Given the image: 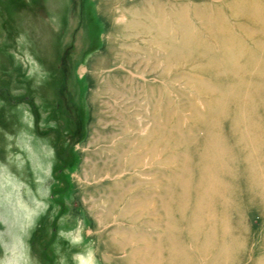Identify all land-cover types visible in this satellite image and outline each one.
<instances>
[{
	"label": "rangeland",
	"instance_id": "374dc122",
	"mask_svg": "<svg viewBox=\"0 0 264 264\" xmlns=\"http://www.w3.org/2000/svg\"><path fill=\"white\" fill-rule=\"evenodd\" d=\"M121 1L134 0H0V264H117L98 230H106L104 243H112L125 220L101 197L112 192V180L97 184L93 173L105 162L116 168L122 146L133 142L129 137L152 126L144 94L130 96L127 77L144 57L147 71L140 72L153 80L151 66L158 60L154 48L148 54L123 45ZM195 1L203 9L209 0ZM259 3L264 10V0ZM197 31L190 49L203 51L198 41L208 33ZM213 50L224 52L220 46ZM177 68L166 76V99L175 100L166 107L177 104L182 115L189 114L187 97L195 87L187 75L194 70L188 63ZM172 121L167 110L168 133ZM113 143L117 151H111ZM165 165L172 168V162ZM116 174L113 191L122 193L131 180L121 170ZM105 213L110 221L103 220ZM245 221L255 256L264 252L254 242L264 228V211L248 207ZM140 226L156 228L150 221Z\"/></svg>",
	"mask_w": 264,
	"mask_h": 264
},
{
	"label": "bare ground",
	"instance_id": "6f19581e",
	"mask_svg": "<svg viewBox=\"0 0 264 264\" xmlns=\"http://www.w3.org/2000/svg\"><path fill=\"white\" fill-rule=\"evenodd\" d=\"M195 2H120L126 21L119 31L126 39L123 45L148 54L154 48L158 60L151 66L157 73L153 80L145 76L144 57L127 77L130 96L144 94L152 126L129 137L133 142L122 146L116 168L105 162L93 173L97 184L112 180V192L101 197L125 220L112 243H104L106 230H98L117 264H264V252L254 256L248 248L252 236L245 221L248 207L264 211V10L259 0H209L203 9ZM248 15L256 20L248 22ZM196 17L208 33L198 41L203 51L190 49L197 43ZM133 36L140 39L127 40ZM218 46L223 54L213 50ZM187 63L194 70L187 76L195 88L187 97L190 113L182 115L179 105L166 107L175 102L166 99V76L172 67ZM173 77L179 79V70ZM167 110L173 120L170 134L165 129ZM109 147L117 151L119 144ZM170 162L172 168L165 165ZM118 170L131 180L122 193L113 191ZM136 171L145 176L135 177ZM102 218L110 221L111 215ZM147 221L156 228L140 226ZM254 242L264 249V228Z\"/></svg>",
	"mask_w": 264,
	"mask_h": 264
}]
</instances>
